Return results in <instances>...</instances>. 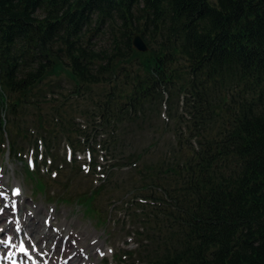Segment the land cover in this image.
<instances>
[{"label": "trees", "instance_id": "trees-1", "mask_svg": "<svg viewBox=\"0 0 264 264\" xmlns=\"http://www.w3.org/2000/svg\"><path fill=\"white\" fill-rule=\"evenodd\" d=\"M59 72L73 91L45 111ZM79 96L84 124L67 108ZM3 154L40 192L41 162L57 170V201L102 226L115 211L137 243L117 264H264V0H0ZM115 191L132 196L101 198Z\"/></svg>", "mask_w": 264, "mask_h": 264}, {"label": "rangeland", "instance_id": "rangeland-1", "mask_svg": "<svg viewBox=\"0 0 264 264\" xmlns=\"http://www.w3.org/2000/svg\"><path fill=\"white\" fill-rule=\"evenodd\" d=\"M63 45H59V48H62ZM43 90L48 91L50 88L55 87L59 93L50 94L48 98L50 99L48 105L44 106V110H51L53 104H58L64 99V95L68 96L71 91H73L74 83L64 72H59L58 75H53L49 79H47L46 83L43 84ZM107 89L110 88L109 85L106 86ZM64 94V95H63ZM43 105V104H41ZM92 101L90 98L87 99L84 96H79L75 98H70L67 101V108L70 109L71 114L76 116L77 122L84 124V110L88 107H92ZM163 118L165 115L163 114ZM162 123V121L160 122ZM85 125H83L84 127ZM153 133H144L138 137V141L136 143L137 149L141 152H148V146L153 141L152 139ZM157 138H159L157 136ZM167 134L160 138L161 142L159 145V150L167 149V146L164 148L165 141H168ZM83 152L82 150H79ZM152 154L147 156L152 158ZM77 158L80 159L81 164H85L86 159L84 156H80L79 152H77ZM100 160H103V157H99ZM27 163H31L30 154L27 156ZM41 166L43 169V175H41V180L46 184V190L38 191L37 183L35 180L31 179L28 175L25 164L18 160L12 159L8 154H3L0 156V175L3 178L4 186L12 187L17 185L23 189V198L21 199L22 209L27 213L28 216L33 217L32 220H27V224L30 225V230L40 231L44 226V218L48 215L49 211L51 212L52 207L56 209L55 218L51 219L52 224L49 227V233H53L52 227L55 226L59 230V234L63 233V236L69 235L68 242L71 245H75L80 248H90L95 249L97 247H104L105 254H107V258H101L98 254L93 255V264H105V260L108 259L109 264H117L118 257L122 254V250H134L137 248V243H133L130 239L131 237L127 235V233L121 230V224L118 227H113L112 220L116 217V212L112 211L108 217H110V223L106 226H102L97 219L88 218L83 214L82 207L77 206L74 203H66L57 201V195L61 190L60 185L54 182L56 178L53 171L48 172V165L45 166L44 163L41 162ZM29 167H31L29 165ZM50 174V175H49ZM55 176V177H54ZM43 177V178H42ZM1 178V181H2ZM99 184L100 180L98 175L95 177H88L83 179V182L87 183V186H91V183ZM45 187V186H43ZM84 189V188H83ZM85 190V189H84ZM50 195L53 196V201L50 199ZM109 195H112L113 199L123 198V200H128L132 194L124 195L121 191H115V193H106L101 198L108 199ZM105 202V200H104ZM105 207L106 203H104ZM119 213L117 217L120 216ZM123 220L121 217H119ZM54 220V221H52ZM127 220V219H125ZM113 227V228H112ZM131 223L127 220V228H131ZM134 228V227H132ZM111 232V234H110ZM75 238V239H74ZM76 240V244H73ZM82 240V243H80ZM71 251V249L69 250ZM94 253V251H93ZM69 253H66V255ZM126 258V256H124ZM126 262V261H125ZM127 264V263H124Z\"/></svg>", "mask_w": 264, "mask_h": 264}, {"label": "water", "instance_id": "water-1", "mask_svg": "<svg viewBox=\"0 0 264 264\" xmlns=\"http://www.w3.org/2000/svg\"><path fill=\"white\" fill-rule=\"evenodd\" d=\"M63 44H65V41H62ZM132 46L134 49L140 51V52H146L149 50V45L143 38L142 34L140 32H136L132 39ZM59 53H64V47L59 48L57 50ZM228 103V96L225 94L223 105H226ZM227 111H230V107L227 106Z\"/></svg>", "mask_w": 264, "mask_h": 264}, {"label": "bare ground", "instance_id": "bare-ground-1", "mask_svg": "<svg viewBox=\"0 0 264 264\" xmlns=\"http://www.w3.org/2000/svg\"><path fill=\"white\" fill-rule=\"evenodd\" d=\"M27 232H29V231L27 230ZM41 233L44 234V237L41 235ZM30 234L33 237L34 241H36L39 246H41V245L44 246L45 245V243H44L45 240L44 239L46 238V236L48 234L45 229H43L42 232L32 230L30 232ZM81 243H82V241H81ZM47 249H49V248H47ZM50 250H51V252L54 253V250L51 247H50ZM77 259H79V256H77V254H75L74 255V260H77Z\"/></svg>", "mask_w": 264, "mask_h": 264}, {"label": "snow or ice", "instance_id": "snow-or-ice-1", "mask_svg": "<svg viewBox=\"0 0 264 264\" xmlns=\"http://www.w3.org/2000/svg\"><path fill=\"white\" fill-rule=\"evenodd\" d=\"M85 170L87 171L88 169H87V166H85ZM16 193L18 194L19 193V190L17 189L16 190ZM4 195V193H2V192H0V196H3ZM21 251L22 252H27V249L26 248H21Z\"/></svg>", "mask_w": 264, "mask_h": 264}]
</instances>
